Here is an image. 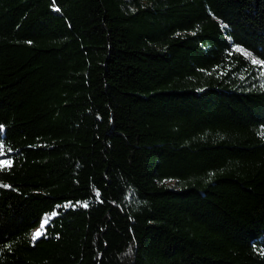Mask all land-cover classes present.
<instances>
[{"label": "trees", "instance_id": "trees-1", "mask_svg": "<svg viewBox=\"0 0 264 264\" xmlns=\"http://www.w3.org/2000/svg\"><path fill=\"white\" fill-rule=\"evenodd\" d=\"M252 57L264 0H0V264H264Z\"/></svg>", "mask_w": 264, "mask_h": 264}, {"label": "rangeland", "instance_id": "rangeland-1", "mask_svg": "<svg viewBox=\"0 0 264 264\" xmlns=\"http://www.w3.org/2000/svg\"><path fill=\"white\" fill-rule=\"evenodd\" d=\"M245 55H247V56H250V52L249 51H247L246 49H244V48H242V47H238ZM251 57V56H250ZM253 59H255V60H257L256 58H253L252 57V60ZM258 61V60H257ZM0 161H5V162H8V161H10L9 160V158L8 157H6V156H1L0 157ZM5 165H7V164H5ZM165 183H167V184H169V185H174L175 184V182H174V180H170V179H167V180H165ZM45 220H46V218L45 217H43L42 219H41V222L43 223V222H45ZM39 229L38 228H34L32 231H31V235L33 236V234L36 232V231H38Z\"/></svg>", "mask_w": 264, "mask_h": 264}, {"label": "snow or ice", "instance_id": "snow-or-ice-1", "mask_svg": "<svg viewBox=\"0 0 264 264\" xmlns=\"http://www.w3.org/2000/svg\"><path fill=\"white\" fill-rule=\"evenodd\" d=\"M253 63H264V62H260V61H257V60H255V59H253ZM5 164H7V166H11V162L10 161H8V162H5V161H0V168H2ZM84 207H87L88 205L85 203L84 205H83ZM47 223V220H45V224ZM43 227V226H42ZM43 235V232L41 231V230H38V231H36L34 234H33V240L35 241V240H37V239H39L41 236Z\"/></svg>", "mask_w": 264, "mask_h": 264}]
</instances>
